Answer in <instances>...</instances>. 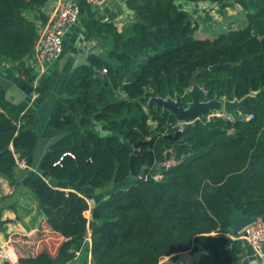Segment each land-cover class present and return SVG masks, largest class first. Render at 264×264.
I'll list each match as a JSON object with an SVG mask.
<instances>
[{"label": "trees", "instance_id": "trees-1", "mask_svg": "<svg viewBox=\"0 0 264 264\" xmlns=\"http://www.w3.org/2000/svg\"><path fill=\"white\" fill-rule=\"evenodd\" d=\"M48 1L0 0V63L20 75H30ZM226 1L129 0L134 22L90 29L110 48L75 67L53 104L48 125L63 135L21 182L43 220L39 232L9 243L16 261L0 264H175L163 260L200 246L213 264L241 260V239L226 231L232 211L264 219V0H231L245 24L213 38H195L197 23L177 6ZM219 64L229 66L210 70ZM192 87L201 101L249 98L236 119L206 112L180 127L157 101L179 96L186 106ZM34 122L0 86V178L14 183L17 161L32 156ZM179 129L177 140L164 138ZM149 150L161 169L139 178ZM129 172L135 181L118 188ZM85 186L110 193L90 211L77 192Z\"/></svg>", "mask_w": 264, "mask_h": 264}, {"label": "crops", "instance_id": "crops-1", "mask_svg": "<svg viewBox=\"0 0 264 264\" xmlns=\"http://www.w3.org/2000/svg\"><path fill=\"white\" fill-rule=\"evenodd\" d=\"M59 1L61 0L48 1L44 8L48 19L54 15ZM75 1L78 2L80 10L78 20L65 32L62 54L44 76L38 77L34 74L33 67L30 66V75L22 78L13 70L11 63L6 61L0 63V86L3 88L5 99L16 106L21 115L33 114L35 116L33 129L37 134L33 154L24 160L27 170L17 167L14 183L0 178V263L7 260L16 261L9 243L39 232L43 220L39 202L21 182L26 172H39V163L47 148L63 135L62 132H57L48 125L53 104L62 94L69 75L75 67L86 64L87 56L91 53L105 57L110 48L107 39L102 37V34L91 35L90 29L100 23H111L117 29H121L135 20V14L128 5L129 0H108L101 7L86 5L81 0ZM190 5L192 4L177 2V6L186 11ZM44 29V25L39 26V38H42ZM54 185L65 187L69 186V183L54 181ZM117 187L123 188L124 185ZM77 192L86 198L90 211L99 200L105 199L110 193L106 190L96 193L95 189L88 186L77 189ZM240 239L243 254L237 264H261L247 241ZM163 262L213 264L205 246H200L192 253L184 252L165 258Z\"/></svg>", "mask_w": 264, "mask_h": 264}, {"label": "built area", "instance_id": "built-area-1", "mask_svg": "<svg viewBox=\"0 0 264 264\" xmlns=\"http://www.w3.org/2000/svg\"><path fill=\"white\" fill-rule=\"evenodd\" d=\"M89 6L101 7L108 0H81ZM79 5L75 0H61L59 1L54 15L51 17L49 23L45 26L44 34L36 45L33 58L28 61L29 67H33L34 74L38 77L44 76L50 66L60 58L63 51V37L65 32L74 25L79 17ZM105 73V70L102 71ZM25 78V75H21ZM228 117V116H223ZM19 169L27 170L24 160L17 161ZM161 175L154 176L158 180ZM238 238H243L247 241L249 246L253 249L254 254L259 259L261 264H264V219L255 217V220L249 224L240 234ZM88 243L89 235L85 240ZM81 251L75 252V257L78 258ZM10 261V260H7ZM69 264V263H64Z\"/></svg>", "mask_w": 264, "mask_h": 264}, {"label": "water", "instance_id": "water-1", "mask_svg": "<svg viewBox=\"0 0 264 264\" xmlns=\"http://www.w3.org/2000/svg\"><path fill=\"white\" fill-rule=\"evenodd\" d=\"M229 65L227 64H219L217 66L211 67L210 70L226 68ZM193 88V87H192ZM190 90V89H189ZM187 90L186 94L190 98V102L184 106L181 101V97L177 96L175 99H166V100H158L157 106L161 107L163 111H167L170 115H173L178 124H185L191 122L193 119L203 116L206 112H218L222 111L225 115L236 119L240 117L237 114L238 110L244 105L245 101L249 97H245L240 101H221L217 98H214L209 101H201V97L204 94L202 90L196 89L193 91ZM182 136V130L179 129L173 134L165 135L164 138L170 140H177ZM149 147L154 143V140H150L146 142ZM145 142H139L132 146L133 150H136L139 146L146 144ZM147 169L160 170L161 165L158 163L153 153L148 151V161L145 166H143L139 173V178L145 176V172ZM135 181L134 176L131 172L127 175L125 180L123 181V185H128L129 183ZM104 192L105 189H95V192L98 191ZM42 209V203L39 202V210ZM255 220V217H248L243 215L239 210H233L232 215L230 217V225L227 227L226 231L230 237L234 238L238 234H240L249 224H251Z\"/></svg>", "mask_w": 264, "mask_h": 264}, {"label": "rangeland", "instance_id": "rangeland-1", "mask_svg": "<svg viewBox=\"0 0 264 264\" xmlns=\"http://www.w3.org/2000/svg\"><path fill=\"white\" fill-rule=\"evenodd\" d=\"M187 11L192 19L197 23L198 28L194 31L195 38H213L219 33L238 29L245 24V19L241 8L231 0L221 4H192L187 7ZM199 89L193 87L189 90ZM200 90V89H199ZM225 101V100H221ZM211 116H227L222 111L210 112ZM150 125H154L150 122ZM180 127L182 124H179ZM123 183H120L122 185ZM125 186V185H124Z\"/></svg>", "mask_w": 264, "mask_h": 264}]
</instances>
